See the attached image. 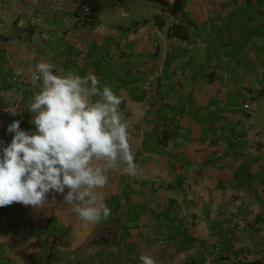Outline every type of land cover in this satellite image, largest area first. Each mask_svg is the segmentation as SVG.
Here are the masks:
<instances>
[{"label": "crops", "instance_id": "1", "mask_svg": "<svg viewBox=\"0 0 264 264\" xmlns=\"http://www.w3.org/2000/svg\"><path fill=\"white\" fill-rule=\"evenodd\" d=\"M179 5L0 0V148L13 121L35 131L29 75L49 62L122 98L139 169L108 173L111 215L94 225L55 192L0 208V264H264V0Z\"/></svg>", "mask_w": 264, "mask_h": 264}, {"label": "clouds", "instance_id": "2", "mask_svg": "<svg viewBox=\"0 0 264 264\" xmlns=\"http://www.w3.org/2000/svg\"><path fill=\"white\" fill-rule=\"evenodd\" d=\"M53 68L39 62L31 73L39 87L27 104L35 131L22 130L19 121L7 128L14 135L0 148V208L13 203L43 208L47 194L55 192L84 226L94 225L111 215L98 191L108 173L136 177L139 172L119 111L122 98L92 73L54 74ZM5 111L17 114L9 106ZM139 259L155 264L149 255Z\"/></svg>", "mask_w": 264, "mask_h": 264}, {"label": "trees", "instance_id": "3", "mask_svg": "<svg viewBox=\"0 0 264 264\" xmlns=\"http://www.w3.org/2000/svg\"><path fill=\"white\" fill-rule=\"evenodd\" d=\"M184 0H175V4H177V2H179V6H181V3L183 4ZM76 14H78L80 16V18L84 21H88V24H95L98 22V14L96 12V8L95 7H89V8H80L78 7L76 9Z\"/></svg>", "mask_w": 264, "mask_h": 264}, {"label": "built area", "instance_id": "4", "mask_svg": "<svg viewBox=\"0 0 264 264\" xmlns=\"http://www.w3.org/2000/svg\"><path fill=\"white\" fill-rule=\"evenodd\" d=\"M29 76L31 77V74H30ZM149 83H151V79H149V81L147 82V84H149ZM244 93H245L246 97H249V96H250V94L247 92V90H244ZM245 107H246V108H249V107H250V102H249V100L246 101V103H245ZM237 133H238V131H237Z\"/></svg>", "mask_w": 264, "mask_h": 264}]
</instances>
